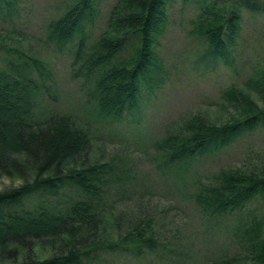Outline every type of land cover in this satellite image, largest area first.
Masks as SVG:
<instances>
[{"label": "trees", "instance_id": "16d2710c", "mask_svg": "<svg viewBox=\"0 0 264 264\" xmlns=\"http://www.w3.org/2000/svg\"><path fill=\"white\" fill-rule=\"evenodd\" d=\"M98 2L68 0L45 26L46 38L58 49L75 48V61L83 64L77 73L89 84L90 111L114 123L138 110L143 86H156L161 72L156 38L165 24L168 0H117L106 30L87 46L86 24L93 21ZM16 3L0 0L4 15L15 12ZM195 10L193 29L207 43V53L229 62L242 11L264 12V3L199 0ZM128 42V56L117 58ZM19 58L18 63L8 62L7 70L0 69V178L20 181L0 189V264H89L106 251L153 249L156 238L147 234V226L110 231L111 213L101 202L102 193L109 175L121 176L106 162L92 160L90 124L67 113L36 115L35 99L41 89L47 90L49 70L34 56ZM254 88L258 99L244 89H225L231 115L219 124L194 116L169 131L158 143L163 168L177 174L189 159L225 147L263 123L264 76ZM216 177L218 183L196 197L210 216L232 213L264 195V167L220 169ZM262 226L263 221L251 220L241 235L248 253L220 264H264Z\"/></svg>", "mask_w": 264, "mask_h": 264}, {"label": "rangeland", "instance_id": "374dc122", "mask_svg": "<svg viewBox=\"0 0 264 264\" xmlns=\"http://www.w3.org/2000/svg\"><path fill=\"white\" fill-rule=\"evenodd\" d=\"M68 0H17L15 12L0 7V69L19 56H34L46 64L47 90L35 99V113H67L94 128L91 158L116 168L109 175L102 204L110 209V231L122 233L133 225L148 227L154 248L102 252L89 264H220L225 258L247 254L241 235L251 220L263 221L264 195H256L238 210L222 216L205 213L196 197L216 185L220 169L257 170L264 167V122L225 147L207 151L181 164L179 172L166 171L158 143L169 131L180 129L194 116L210 123L231 115L225 89H244L252 97L264 76V12L242 11L241 28L229 52V62L207 52V43L194 32L199 0H168L164 27L157 35L155 53L160 75L152 90L142 88L138 110L109 123L89 109V84L77 73L75 48L58 49L46 38L45 26L63 11ZM117 0H99L97 13L87 23L86 45H93L107 28ZM218 5L229 0H216ZM264 3V0H257ZM128 42L117 58L128 56ZM84 70V69H83ZM161 77V79H160ZM19 180L0 178V189ZM65 191V195H70Z\"/></svg>", "mask_w": 264, "mask_h": 264}]
</instances>
